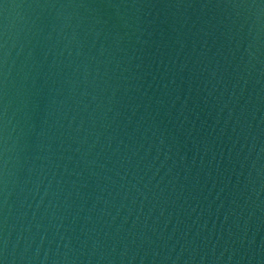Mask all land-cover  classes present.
Returning <instances> with one entry per match:
<instances>
[{
    "label": "water",
    "instance_id": "water-1",
    "mask_svg": "<svg viewBox=\"0 0 264 264\" xmlns=\"http://www.w3.org/2000/svg\"><path fill=\"white\" fill-rule=\"evenodd\" d=\"M2 264H264V0H0Z\"/></svg>",
    "mask_w": 264,
    "mask_h": 264
},
{
    "label": "snow or ice",
    "instance_id": "snow-or-ice-1",
    "mask_svg": "<svg viewBox=\"0 0 264 264\" xmlns=\"http://www.w3.org/2000/svg\"><path fill=\"white\" fill-rule=\"evenodd\" d=\"M0 264H2V261H0Z\"/></svg>",
    "mask_w": 264,
    "mask_h": 264
}]
</instances>
